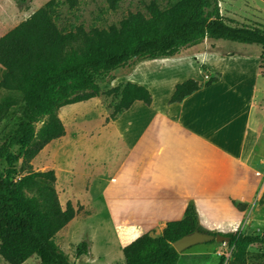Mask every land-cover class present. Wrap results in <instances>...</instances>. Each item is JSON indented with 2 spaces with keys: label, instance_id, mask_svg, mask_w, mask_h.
Masks as SVG:
<instances>
[{
  "label": "trees",
  "instance_id": "16d2710c",
  "mask_svg": "<svg viewBox=\"0 0 264 264\" xmlns=\"http://www.w3.org/2000/svg\"><path fill=\"white\" fill-rule=\"evenodd\" d=\"M115 1V0H113ZM70 7L77 0H64ZM61 0H49L28 18L0 36V65L5 74L0 88L22 94L23 120L0 143V161L13 146L23 149L20 172L0 168V256L9 264H22L36 256L41 264H75L55 241L56 233L75 216L70 202L63 208L54 187V169L33 170L31 161L50 141L65 134L60 107L99 96L97 75L125 66L132 60L172 56L205 38L225 39L261 46L260 71L264 75V25L230 21L220 12L219 0H174L164 7L158 0L146 4V13L129 12L118 25H58ZM203 67V66H202ZM205 83L188 78L175 85L169 101H181ZM117 98L110 119L135 100L150 104V91L132 82L104 92ZM11 103L0 102V121ZM41 126L35 130V124ZM243 208L244 205L233 201ZM203 228L197 206L186 204L180 220L169 221L158 235L144 232L122 247L125 264H176L179 254L172 242ZM230 244L246 248L263 244L264 233L229 232ZM89 242L77 244L76 254H89Z\"/></svg>",
  "mask_w": 264,
  "mask_h": 264
},
{
  "label": "crops",
  "instance_id": "0c3cea01",
  "mask_svg": "<svg viewBox=\"0 0 264 264\" xmlns=\"http://www.w3.org/2000/svg\"><path fill=\"white\" fill-rule=\"evenodd\" d=\"M226 1L228 8L220 7L221 14L229 11L226 18L237 22L229 16L233 0ZM210 39L175 54L198 51L200 44L207 49L201 59L205 70L197 78L192 62L173 66V59L164 64L152 58L136 60L127 74L136 69L137 75L119 81L145 86L152 96L150 104L135 100L108 122L123 153L103 187V201L116 225L134 234L126 243L182 219L188 201L196 204L198 217L205 211L233 217L238 214L233 201L245 208L261 184L264 127L253 115L264 97L256 99L264 82L259 54H251L250 45L231 50L226 45L231 43L208 44ZM156 63L169 68L153 82L148 69ZM214 76L216 81L181 101H169L178 82L194 78L205 83Z\"/></svg>",
  "mask_w": 264,
  "mask_h": 264
},
{
  "label": "rangeland",
  "instance_id": "374dc122",
  "mask_svg": "<svg viewBox=\"0 0 264 264\" xmlns=\"http://www.w3.org/2000/svg\"><path fill=\"white\" fill-rule=\"evenodd\" d=\"M48 1L0 0V36L28 18ZM61 1L57 8L60 15L58 25L75 23L89 29L92 26L118 25L129 12L146 13V4L150 0H77L72 7L68 2ZM158 1L164 7L174 0ZM220 1L222 3L220 7L227 9V1ZM231 7L233 10L230 11L229 16L237 22L251 20L264 23V4L258 0H233ZM227 12L229 11H223L225 17ZM213 42L219 46V43H231L226 44L231 50L247 49L250 45L251 54L258 52L260 55L262 51L258 44L213 38L208 44ZM199 49L194 51V48H188L181 54L156 59L165 61L164 64L168 63V59H173L170 62L173 66L192 62L194 63L192 72L197 78V75L203 74L205 70L201 59L207 50L202 44ZM262 60V71H264V58ZM135 61L136 59L125 66L97 75L95 81L102 91L99 96L60 107L58 116L64 125L65 134L46 144L31 161L33 170L54 169L56 175L54 187L61 206L65 208L66 203L70 202L75 210L74 218L55 235L58 246L68 255L70 262L75 264H125L122 247L134 236L128 233L127 228H119L108 216L109 209L103 201V187L110 179L123 153L118 139L112 136L108 125L117 98L104 92L121 84L120 80L125 78L130 80L135 77L138 71L136 69L134 73L127 74L128 67ZM154 66L148 69V73H150L149 78L157 82L168 72L169 67L157 63ZM4 74L5 69L0 65V80ZM261 94L264 95V82L257 90V100ZM3 101H9L11 105L0 121V143L12 134L23 120L24 107L22 94L16 90L0 88V102ZM253 115L263 123L264 127V97L263 101L254 108ZM40 126L41 122L36 123L35 130ZM22 153L23 149L20 146H13L9 153L13 159L9 160V156L2 158L0 168L3 171L15 168L16 177L20 175ZM245 205L244 209L235 205L238 214L233 217L202 212L199 215V223L213 234L234 231L264 233V195L260 198L254 196L250 202H245ZM148 233L158 235L161 231L157 229ZM82 240L89 242L90 253L77 255L76 247ZM178 254L176 264H264L263 244H250L242 248L228 241L212 240L195 244ZM0 264L9 263L0 256ZM22 264L41 263L36 256H31Z\"/></svg>",
  "mask_w": 264,
  "mask_h": 264
},
{
  "label": "water",
  "instance_id": "95a60500",
  "mask_svg": "<svg viewBox=\"0 0 264 264\" xmlns=\"http://www.w3.org/2000/svg\"><path fill=\"white\" fill-rule=\"evenodd\" d=\"M229 239L228 236H225L220 233H207L199 230H194L187 234L182 235L178 239L172 242V246L177 253L195 245L198 243L209 242L212 240L223 242Z\"/></svg>",
  "mask_w": 264,
  "mask_h": 264
},
{
  "label": "built area",
  "instance_id": "2783aa9c",
  "mask_svg": "<svg viewBox=\"0 0 264 264\" xmlns=\"http://www.w3.org/2000/svg\"><path fill=\"white\" fill-rule=\"evenodd\" d=\"M262 181L255 194L256 198H260L264 195V173L261 174Z\"/></svg>",
  "mask_w": 264,
  "mask_h": 264
}]
</instances>
